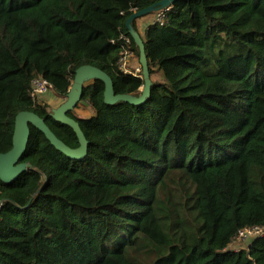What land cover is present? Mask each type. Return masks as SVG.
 <instances>
[{"label": "trees", "instance_id": "obj_1", "mask_svg": "<svg viewBox=\"0 0 264 264\" xmlns=\"http://www.w3.org/2000/svg\"><path fill=\"white\" fill-rule=\"evenodd\" d=\"M160 1L0 0V153L22 110L80 145L32 95L36 78L66 98L91 64L115 94L140 96L143 76L119 67L125 48L140 54L127 20ZM170 5L163 24L132 22L151 78H163L147 100L106 103L95 78L81 99L93 115L68 112L83 158L30 124L20 161L32 169L0 178V264H264V235L229 249L241 229L264 226V0Z\"/></svg>", "mask_w": 264, "mask_h": 264}, {"label": "water", "instance_id": "obj_2", "mask_svg": "<svg viewBox=\"0 0 264 264\" xmlns=\"http://www.w3.org/2000/svg\"><path fill=\"white\" fill-rule=\"evenodd\" d=\"M173 0H162L160 5L171 4ZM155 7L151 5L145 9L138 10L133 13L127 20V26L134 40L140 48L139 61L142 66L144 85L142 86V94L140 96H132L130 94H115L113 91V80L111 76L103 69L91 65L84 64L76 69L73 83L69 90L68 96L56 108H53L52 116L62 123L68 124L76 132L80 145L72 148L61 140L55 132L45 122L44 118L34 111L22 110L17 113L15 118V129L13 133V146L4 153H0V178L5 182H10L16 179L23 172L32 169L33 165L30 162L20 161L25 152L29 137L30 124L41 130L50 142L67 156L75 159L83 158L87 153L88 141L80 127L79 122L68 115V112L75 110L76 106L82 99L85 81L87 79L99 78L105 82L104 100L106 103L114 104L119 100L129 101L134 104H139L147 100L151 94L152 78L148 66V58L146 55L145 44L141 34L133 27V20L143 16L145 13L152 11Z\"/></svg>", "mask_w": 264, "mask_h": 264}, {"label": "rangeland", "instance_id": "obj_3", "mask_svg": "<svg viewBox=\"0 0 264 264\" xmlns=\"http://www.w3.org/2000/svg\"><path fill=\"white\" fill-rule=\"evenodd\" d=\"M160 10V9H157V10H154L152 12H149L139 18L136 19V22H138L139 19H141L142 17L143 18H147V17H151V20L153 19V22L155 21V15L157 13V11ZM138 25V24H137ZM138 28V27H137ZM138 29H140V31L143 29V26H140ZM144 34V33H143ZM129 69L135 71V72H139V70L141 69L140 68V61H139V56L134 52L133 54V58H130L129 60V63H128V66H127ZM152 78L153 80H162V75L161 73H159L158 71H156L153 75H152ZM93 79H87L85 81V84H89ZM46 94L42 95L41 97H39L42 101H45L49 104V109H53V108H56L58 107L63 101L65 98H62V97H58L56 96L52 91H49L48 93L45 92ZM80 107H81V110L83 109L86 113H89L87 110L89 108H87V106L85 105V103L83 101H81L79 103ZM79 105L77 107H79ZM76 109V108H75ZM75 113L76 110H73ZM79 114V113H78ZM86 116V115H85ZM257 234H242V235H237L233 241L231 242V245H229V249H241V248H244V247H247L249 242L252 240V238L254 236H256Z\"/></svg>", "mask_w": 264, "mask_h": 264}, {"label": "built area", "instance_id": "obj_4", "mask_svg": "<svg viewBox=\"0 0 264 264\" xmlns=\"http://www.w3.org/2000/svg\"><path fill=\"white\" fill-rule=\"evenodd\" d=\"M170 9H171L170 4L161 7L160 10H158L156 15H155V21L154 22H159L160 24H163L165 21V18H166V14ZM133 54H134V51L130 48V46L125 48L121 52V57L119 59V67L125 72H129V73H133V74H139L140 76H143V74H140V72L142 71L141 64H140L141 69L139 70V72H135V71H133L127 67L130 58H133ZM49 91H50L49 83L45 78L40 77V78H36L34 80L33 92H32L33 96L41 97L42 95L46 94L45 92L48 93ZM248 233L249 234H257L254 237L263 236L264 235V226L245 227V228L241 229L237 235H242V234L247 235ZM234 250H238V249H234Z\"/></svg>", "mask_w": 264, "mask_h": 264}, {"label": "crops", "instance_id": "obj_5", "mask_svg": "<svg viewBox=\"0 0 264 264\" xmlns=\"http://www.w3.org/2000/svg\"><path fill=\"white\" fill-rule=\"evenodd\" d=\"M152 17V16H151ZM151 17L149 16V17H147V18H141V19H139L138 20V22H136L138 25H137V27L139 28L140 26H143V29H145L150 23H152L153 22V19L151 20ZM153 79V78H152ZM86 105V104H85ZM87 106V105H86ZM87 108H89L87 111L89 112V113H84L85 111L82 109L81 110V107H80V105H79V107H76V112L77 113H79V115H86V116H91V115H93V112H92V110H91V108L90 107H88L87 106Z\"/></svg>", "mask_w": 264, "mask_h": 264}]
</instances>
